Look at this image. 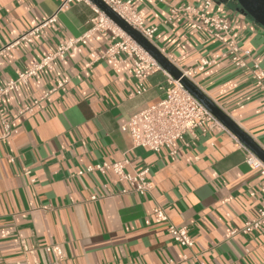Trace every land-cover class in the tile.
<instances>
[{
  "label": "crops",
  "instance_id": "crops-1",
  "mask_svg": "<svg viewBox=\"0 0 264 264\" xmlns=\"http://www.w3.org/2000/svg\"><path fill=\"white\" fill-rule=\"evenodd\" d=\"M62 2L0 0V89L60 43L76 42L50 70L0 97V264H264V225L231 235L264 207V177L244 163V151L225 132L199 130L172 150L133 148L121 127L164 97L165 74L148 77L146 91L135 95L139 84L126 66L91 57L110 39L108 31L90 33L94 6L72 3L58 12ZM199 4L132 0L157 28L152 44L264 150V89L249 70L255 62L264 72V29L235 0H213L208 14L223 17L250 53L249 68L238 70L220 56L222 44L192 28L194 17L171 12ZM54 14L55 22L40 27ZM36 28L28 42L14 44ZM202 60L213 62L200 69ZM36 100L31 114L16 117ZM1 119L9 125L6 139ZM122 160L127 173L149 170L148 195L122 194L128 187L114 184L111 173L76 175ZM156 206L170 224L188 228L192 248L178 246L167 224L153 221ZM53 246L62 248L63 260L45 251Z\"/></svg>",
  "mask_w": 264,
  "mask_h": 264
},
{
  "label": "built area",
  "instance_id": "built-area-1",
  "mask_svg": "<svg viewBox=\"0 0 264 264\" xmlns=\"http://www.w3.org/2000/svg\"><path fill=\"white\" fill-rule=\"evenodd\" d=\"M105 5L111 8L119 15L131 28L142 35L147 41L152 43L157 28L148 26L142 16L132 6V0H101ZM197 8L191 6H182L181 8L171 9L172 14H185L194 17L191 20V26L197 31L206 32L211 38L225 47L222 57H228L238 70L248 69L246 60L250 57L248 51L240 49L236 39L232 36L230 24L219 15H209L208 11L213 4V0H199ZM72 3H86L87 0H63L58 12L66 5ZM95 17L91 21L92 32L108 31L110 33L109 46L98 53L91 55L94 61L107 60L117 65L127 67L128 74L139 84V91L135 95L143 94L146 89L144 82L148 77L156 72H162L166 77V88L164 97L158 102L148 106L141 112L131 116L127 123L121 127V130L130 137L133 148H141L147 151L158 153L164 149L172 150L175 145L183 140L187 134H192L199 130L201 134L206 135L212 132H225L229 134L236 142L237 147L244 151V163L253 171H257L264 177V164L246 149L233 135H231L205 108L193 98L179 82L174 81L167 75L160 66L135 42L126 36L117 28L108 18H106L95 7ZM56 14L41 24L40 27L55 22ZM38 28L29 31L21 36L14 44L19 42H28L29 38L34 36ZM76 42L65 41L58 45L56 51L43 57L37 64L20 72L16 79L9 81L0 89V97L10 93L18 92L20 86L26 85L29 79L35 77L42 70H50L56 60H63L68 52L74 47ZM212 60H202L200 69L209 66ZM250 72L255 86L264 89V72L257 63L253 62ZM188 77V72H183ZM68 84L67 80L58 82L46 96L64 88ZM41 100L33 102L31 107L24 108L16 114L19 117L23 114H31L34 107L38 106ZM5 131L4 139L8 138L9 125L4 119H1ZM2 138V139H3ZM175 152L173 151V154ZM126 160L89 165L84 170L77 172V176L84 174L98 173L106 175L111 173L114 176V184L126 185L128 189L122 190V194L132 193L138 196H146L153 189L152 184L147 180L149 170L147 168L127 173L125 167ZM28 175V173H25ZM259 191L264 194V182L260 185ZM91 201H96V197H91ZM151 216L156 224H167V232L172 240L182 248H192L193 240L189 235V230L185 226H176L168 222L164 210L156 206L151 211ZM264 225V207L257 211L256 216L245 222L240 229L233 230L231 235H247ZM48 254H51L55 260L64 259V253L61 247L53 246L45 248Z\"/></svg>",
  "mask_w": 264,
  "mask_h": 264
},
{
  "label": "water",
  "instance_id": "water-1",
  "mask_svg": "<svg viewBox=\"0 0 264 264\" xmlns=\"http://www.w3.org/2000/svg\"><path fill=\"white\" fill-rule=\"evenodd\" d=\"M108 18L126 36L141 47L174 81L195 98L231 135L264 164V150L225 114L202 90L170 62L152 43L131 28L119 15L101 0H87ZM243 14L264 29V0H235Z\"/></svg>",
  "mask_w": 264,
  "mask_h": 264
}]
</instances>
